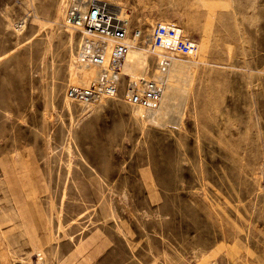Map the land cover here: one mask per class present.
<instances>
[{"label": "rangeland", "instance_id": "1", "mask_svg": "<svg viewBox=\"0 0 264 264\" xmlns=\"http://www.w3.org/2000/svg\"><path fill=\"white\" fill-rule=\"evenodd\" d=\"M104 1L142 47L161 22L197 43L180 101L155 123L124 71L70 99L69 0H0V264H264V0Z\"/></svg>", "mask_w": 264, "mask_h": 264}, {"label": "built area", "instance_id": "2", "mask_svg": "<svg viewBox=\"0 0 264 264\" xmlns=\"http://www.w3.org/2000/svg\"><path fill=\"white\" fill-rule=\"evenodd\" d=\"M66 21L69 26L82 32L84 37H98L105 40V43L107 40L113 41L108 51L106 44L83 43L82 60H88L102 68L98 80L92 85L71 87L68 90L70 98L89 105L100 99L117 97L122 63L129 49L127 21L104 0H69ZM150 46L153 50L162 52L158 55V67L163 83H166L165 76L172 63V56L169 53L193 54L198 47L197 43L185 36L183 29L176 23L155 25L150 35ZM107 55L109 59L105 65ZM123 96L131 104L142 105L149 110H155L161 105V94L153 88L150 79L132 81Z\"/></svg>", "mask_w": 264, "mask_h": 264}, {"label": "bare ground", "instance_id": "3", "mask_svg": "<svg viewBox=\"0 0 264 264\" xmlns=\"http://www.w3.org/2000/svg\"><path fill=\"white\" fill-rule=\"evenodd\" d=\"M109 4L117 12V14L120 15V17H122L125 21H127V24L129 27V22L127 19L128 14L126 13V10L123 8H120V6L118 4H115V3H109ZM65 23H66V25H68L66 18H65ZM161 23H169V22H161ZM69 27H70L69 29L75 30L74 27H72V26H69ZM135 35H136V33H135ZM149 41H150V37H149ZM111 42H113V41L107 40V43H105V40L100 39L98 37H94V36H89V37L85 36L84 37V43H86V44H90V45H94V44L95 45H99V44L105 45L106 44L107 51L111 49L110 48L112 45ZM128 43H129V49L126 53L125 60L122 63V71L129 73L132 76L133 81H134V79H138L140 76L144 75L146 72V69L148 68V50L153 51V52H157L158 55L162 52H161V50H157V51L153 50L152 47L146 48V47L140 46V44L137 42L136 38L135 39L133 38V40L128 38ZM169 54L172 56V63H171V66L169 68L167 75L165 76L166 83L161 82L162 81V74L160 72L154 78V80L150 79L153 83V88L158 90V92L161 94V105H160V107L155 109V110H149V109H146L142 105H139V106L134 105L135 108L140 110V112L146 113V111H147L150 114H152L150 116V118H153V120L155 119L156 121L154 120V122L155 123L157 122L159 124H163L161 120L167 118L168 115H170V113L172 114V110L173 111L175 110L174 105H177V104H174L175 101L173 102V100H175V99L179 100L178 96L180 95V92H182L184 90V88H183V90H181L178 81L181 80V78L187 77V76H185V74H186L185 71L187 68H189V64H187L186 61L177 57V55H179L180 53L170 52ZM79 55H80V58L78 57V60L79 61L81 60L80 61L81 68H79V69H80V71H83V73H81V76H83V79L78 78V77H80L79 76L80 74L79 75L76 74L75 65L71 66L72 79L75 82L83 83V84H86V86H90L95 81L98 80V77L100 75L99 69L101 70V68H100L101 66H99L98 64H95V63H91L88 60H82L81 52L79 53ZM105 58H106V62H105V65H106L108 63L107 61L109 59V55H107ZM76 66H78V65H76ZM189 75H191V74H189ZM90 77H92V78L89 80ZM143 78H146V74H145V77H143ZM75 86H77V85H75ZM185 93H186V91H185ZM104 99H106V98H104ZM100 100H102V99H100ZM181 101H182V99H181ZM94 103H96V102H94ZM89 105H91V103ZM179 106H181V105H179ZM179 106H177V107H179ZM177 112H176V114H177ZM170 117H171V115H170ZM203 259H204V262L202 264H205L207 261L205 255L203 256Z\"/></svg>", "mask_w": 264, "mask_h": 264}]
</instances>
